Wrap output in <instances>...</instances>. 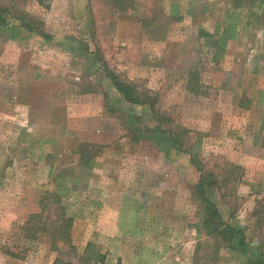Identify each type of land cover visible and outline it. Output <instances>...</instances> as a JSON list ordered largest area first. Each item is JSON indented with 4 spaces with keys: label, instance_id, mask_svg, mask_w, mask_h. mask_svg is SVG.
<instances>
[{
    "label": "rangeland",
    "instance_id": "1",
    "mask_svg": "<svg viewBox=\"0 0 264 264\" xmlns=\"http://www.w3.org/2000/svg\"><path fill=\"white\" fill-rule=\"evenodd\" d=\"M0 7L11 21L0 29V264H251L264 256V0ZM30 18L48 39L21 28ZM103 68L151 110L122 102ZM156 125L179 147L159 146L149 134ZM80 143L96 151L84 170ZM202 173L228 181L209 199L243 230L244 254L216 248L202 230L194 191ZM45 192L61 195L72 248L18 235Z\"/></svg>",
    "mask_w": 264,
    "mask_h": 264
},
{
    "label": "trees",
    "instance_id": "2",
    "mask_svg": "<svg viewBox=\"0 0 264 264\" xmlns=\"http://www.w3.org/2000/svg\"><path fill=\"white\" fill-rule=\"evenodd\" d=\"M109 3L116 10H125L131 5L132 0H109ZM9 26H11V21L7 18L6 11L0 7V29H5ZM20 26L27 31L31 29L43 40L48 39V36L40 30V23L32 18L26 19V21L21 20ZM84 51L86 53H91L90 51L88 52L87 49ZM95 59V63L100 65L97 57L94 58V60ZM102 65L101 63V66ZM103 72L105 78L109 80L110 85L116 91L122 102L134 106L145 105L151 110V102L149 99L146 96L141 97V99L138 98L132 84H125L118 81L117 77L109 70H106V68H103ZM83 92L86 93L88 91ZM237 105L238 107L241 106H239V104ZM242 108L245 109L246 106ZM140 132L142 133V131ZM149 134H153L159 146L161 144L163 145L166 141L169 148H171L170 143L171 146H176V148L179 147V140L177 137L175 135L172 136L170 131L161 130L160 125H156ZM132 141L136 142V139H132ZM94 148L93 145L88 143H80L77 145L76 152L78 167L80 169L84 170L90 166L89 162L93 158L94 152H96ZM198 171L201 172V170ZM217 179L212 173H202L198 176L197 182L194 185V191L197 194L203 212L201 228L212 239L216 248L242 255L247 249L243 230L240 227L232 226L223 221L216 211L214 203L209 199L215 187L217 190H220L223 185L228 182L226 179H221V177ZM60 196L61 195L55 192H45L39 195L36 203L38 210L29 214L21 226L18 227L17 232L20 238L31 241L36 239L37 235H45L50 239L49 245L51 250H57L55 249L56 242L68 246V248H72L68 244L69 229L72 225V219L66 214ZM89 247V244H87L83 251L86 253L89 252ZM85 257L89 259L88 255ZM85 257H83V259H85ZM250 258L251 259H247V261L249 262L252 260L251 264H264L263 254L257 253ZM55 261L57 260H54V262Z\"/></svg>",
    "mask_w": 264,
    "mask_h": 264
}]
</instances>
